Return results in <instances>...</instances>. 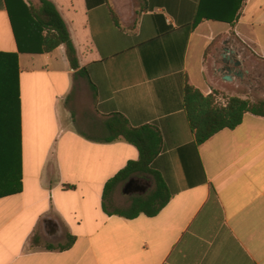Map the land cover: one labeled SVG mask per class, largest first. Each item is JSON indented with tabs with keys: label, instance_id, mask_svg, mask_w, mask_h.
Returning <instances> with one entry per match:
<instances>
[{
	"label": "crops",
	"instance_id": "obj_1",
	"mask_svg": "<svg viewBox=\"0 0 264 264\" xmlns=\"http://www.w3.org/2000/svg\"><path fill=\"white\" fill-rule=\"evenodd\" d=\"M7 1L0 53L18 54L21 153L0 172V264H264V117L198 144L186 102L188 86L221 107L236 96L246 77L225 81L223 58L264 65V0H49L84 76L65 46L21 52ZM126 128L145 129L150 172L130 203L173 194L153 218L103 209L106 184L140 158L107 141ZM68 236L71 249H46Z\"/></svg>",
	"mask_w": 264,
	"mask_h": 264
},
{
	"label": "trees",
	"instance_id": "obj_2",
	"mask_svg": "<svg viewBox=\"0 0 264 264\" xmlns=\"http://www.w3.org/2000/svg\"><path fill=\"white\" fill-rule=\"evenodd\" d=\"M7 3L21 52L49 53L60 46H65L71 68L77 71L80 76L86 75V69L80 67L77 50L67 24L54 3L49 0H39L37 6L27 5L23 0H8ZM14 3L22 7L17 5L14 9L12 5ZM27 32L31 34L30 41L24 40V35ZM18 75V54L0 53V172L6 176L11 175L9 171L13 166L15 148L17 147L21 153V103ZM186 102L189 116L197 131L198 144L205 143L221 130L237 128L242 124L247 113L264 117V101L252 103L249 100L232 97L227 101L226 107H221L216 104L214 96L204 97L190 86L186 89ZM72 115L74 116V114ZM144 131L145 129H120L107 140L112 142L122 138L135 146L140 153L138 161L130 162L106 184L103 209L108 214L126 219H135L141 215L153 218L159 215L173 196L164 186H159L155 192L148 196L134 197L129 208L109 211L113 195L120 185L127 184L135 176L150 173L148 135ZM19 183L18 192H21V178ZM75 241V237L68 236L65 245H60L58 248L47 245L46 249L63 252L71 249ZM36 243L37 238H34V244L36 245Z\"/></svg>",
	"mask_w": 264,
	"mask_h": 264
},
{
	"label": "rangeland",
	"instance_id": "obj_3",
	"mask_svg": "<svg viewBox=\"0 0 264 264\" xmlns=\"http://www.w3.org/2000/svg\"><path fill=\"white\" fill-rule=\"evenodd\" d=\"M247 69L250 71L248 76L246 77L245 81L241 82L240 88L237 90V94L235 97L249 100L252 103H257L260 101H264V65L258 63L253 58L251 60V64L247 66ZM136 178V180H139L146 185L148 183L146 177ZM124 183L123 185H120L116 192L113 195L114 205L112 203L111 207L115 209H127L130 206V197L124 193ZM146 193H150L149 190H147ZM50 229H48L47 233H45V237L49 238Z\"/></svg>",
	"mask_w": 264,
	"mask_h": 264
},
{
	"label": "flooded vegetation",
	"instance_id": "obj_4",
	"mask_svg": "<svg viewBox=\"0 0 264 264\" xmlns=\"http://www.w3.org/2000/svg\"><path fill=\"white\" fill-rule=\"evenodd\" d=\"M222 62L226 65L221 71L223 73H229V72H232L233 74H235L236 76H238L239 78H245L247 77L248 75H246V73L248 74V71L247 70H242L243 67L242 65H238V62L237 61H233L231 59H228V58H223ZM225 75V74H224ZM144 187V183L139 181V180H136L135 179V182H134V188L136 187ZM47 226L49 228H52L54 226V224H48L47 223Z\"/></svg>",
	"mask_w": 264,
	"mask_h": 264
},
{
	"label": "water",
	"instance_id": "obj_5",
	"mask_svg": "<svg viewBox=\"0 0 264 264\" xmlns=\"http://www.w3.org/2000/svg\"><path fill=\"white\" fill-rule=\"evenodd\" d=\"M238 65L240 66L241 65V63L240 62H238ZM225 74V76H224V80L225 81H228V82H231L232 81V78H231V76L230 75H232L233 73L232 72H229V73H224ZM134 182H135V179L134 178H132L126 185H125V187H124V193L126 194V195H131L132 193H134V192H136V191H139L140 190V188L139 187H136V188H134ZM52 231H53V233L57 236V235H59L60 234V228L57 226V225H55V227H52V229H51ZM51 233V232H50ZM53 235V234H52Z\"/></svg>",
	"mask_w": 264,
	"mask_h": 264
}]
</instances>
